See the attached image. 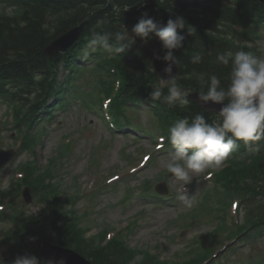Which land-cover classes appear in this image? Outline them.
<instances>
[{"label": "trees", "instance_id": "obj_1", "mask_svg": "<svg viewBox=\"0 0 264 264\" xmlns=\"http://www.w3.org/2000/svg\"><path fill=\"white\" fill-rule=\"evenodd\" d=\"M32 4L27 8H22L20 15L9 16L0 11V90L5 91L7 82L15 86H27L41 84L42 96L47 94H64L68 80L63 84L57 81L58 72L55 70L59 65L64 64L66 69L75 73L73 59L83 56L86 60L91 59L90 55H95L96 64L91 73L95 76V82L86 84L89 89L80 85L75 86L76 95L87 104H96L100 99V94L104 92L113 96L111 110L116 117L117 123L127 116L126 110L137 106L138 103L155 104L159 111V126L168 132L169 127L179 118L187 117L191 123L196 114H203L206 122L211 120L213 114L202 110L197 104L189 102L182 105L179 100L169 105L167 97L169 87H161V95L155 101L150 94L157 90L156 75L151 70V52L143 48L144 44H138V39L131 30L139 20L145 9L150 5L147 18L161 16V23L158 26L166 25L168 19H175L177 16L184 18L186 27L193 20L188 16L185 0H30ZM227 0H215L212 12L215 18L232 19L242 21L244 16L249 14L264 13L259 6V0H235L236 7L225 6L223 2ZM248 9V11L246 10ZM86 21L85 33L78 43L80 47L71 49L65 56L57 59H50L44 54V47L57 35L66 32L69 28ZM155 22V21H154ZM127 33L126 38L117 40L118 35ZM182 34L186 35L185 28ZM129 40L132 41L129 44ZM214 40L208 36L194 33L183 41V49L176 56L181 63L182 71L192 76V79L182 77L175 82L176 86L185 91L191 88L200 90L201 76L206 80L209 75L215 74L221 81V87L225 90L230 83V64L223 66L216 62L219 53L218 45L212 44ZM89 44L97 46V52L91 49L89 54L82 52V48ZM113 45L115 48L128 45L122 53H117L109 57L106 52V45ZM146 46V45H145ZM145 53H141L140 51ZM83 53V55H82ZM199 53L202 61L198 64L191 63V57ZM115 69L120 81L119 91L115 94V87L110 79L103 77L104 74L111 76L110 69ZM82 71L77 73V79L81 78ZM41 76L40 82L36 76ZM206 92V85L203 87ZM13 95V93H12ZM14 96V95H13ZM36 106V102L33 107ZM27 175L22 183L30 185L35 193L44 194L48 197L58 196L61 191L60 185L55 182L54 170H43L35 165H28ZM258 176L264 177V167L255 172ZM223 178L228 183L233 179L225 175ZM42 225L46 236L63 246L75 245L77 249L86 252V249L78 243V239L67 226L57 221H47L45 217H39L33 221V225ZM28 226H23L21 232L28 233ZM87 256L91 257L95 264H129L133 257H128V251L120 239L113 240L105 248L88 250ZM187 264V263H185Z\"/></svg>", "mask_w": 264, "mask_h": 264}, {"label": "rangeland", "instance_id": "obj_2", "mask_svg": "<svg viewBox=\"0 0 264 264\" xmlns=\"http://www.w3.org/2000/svg\"><path fill=\"white\" fill-rule=\"evenodd\" d=\"M258 47L264 49V42L259 43ZM85 82L86 80L82 78L79 84L84 86ZM148 111L142 108L139 114H136V121L157 137L153 117ZM100 113V108L89 110L75 100L66 110L57 111L53 121L41 122L39 125V127L46 125L48 130L44 143L37 149V157L41 165L48 164L66 136L75 137L79 130L83 131L76 140L75 153L71 156L68 166L60 173V181L69 194L73 192L70 188L73 179L75 177L79 179L78 183L84 198L78 200L75 206L80 215L87 214L83 218V224L91 229L88 235H95L104 228H109L111 233L123 230L127 234L126 228L136 221L137 227L128 237V243L132 248L149 249L168 261L183 259V256L178 258L177 254L184 255L190 247L199 250V238L206 235L210 228L199 223L186 230L183 228V222L190 220L188 214L197 206L199 195L212 187V179H205L212 169L200 174L188 170L192 182L185 185L184 181L171 178L165 167L172 161L175 150L158 151L157 145L153 142L154 138L144 137L135 130L129 134L115 132L109 128L108 121L106 122ZM8 114V107L0 104V145L6 150L17 144L16 134L5 129V124L10 122ZM145 129L141 128L142 131L147 132ZM189 151L191 153V150ZM149 154L150 161L138 171L136 166ZM94 156L99 161L98 165L92 163ZM27 159V155L19 154L9 166L0 171V189L11 186L19 172V164ZM132 169L135 172H132ZM114 176H118L119 179L113 180L112 183L107 182ZM159 177H166L170 187L168 195L174 198L172 205L147 206L154 200L141 198V190L145 188L143 182L146 179L151 180L154 188ZM92 191L93 193L101 191L93 203L89 201ZM122 201L125 202L123 207ZM188 203L192 205L190 208L187 206ZM30 209L37 213L41 205L34 203ZM142 211L145 212L141 213ZM9 227L8 224L0 222V235L5 234ZM202 248L203 251H208L203 243ZM262 251L264 252V239L237 253L235 258L233 254H228L226 260L230 258L228 261L231 264H234L233 260L236 264L239 260L247 262L251 256ZM222 256L223 254L214 260L213 264L225 263ZM2 257L5 261L8 256L4 252Z\"/></svg>", "mask_w": 264, "mask_h": 264}, {"label": "clouds", "instance_id": "obj_3", "mask_svg": "<svg viewBox=\"0 0 264 264\" xmlns=\"http://www.w3.org/2000/svg\"><path fill=\"white\" fill-rule=\"evenodd\" d=\"M185 27L186 22L181 16L170 18L166 25L158 26L152 18H147V13H143L142 18L132 28V32L142 39L151 38L150 33H154L162 46L169 50L164 59L178 64L171 50L182 47L184 36L178 34V29L183 30ZM189 33L193 32L189 31ZM126 36L127 33L118 35L117 40ZM131 43L132 41L129 40V44ZM127 47L128 45L117 47L115 52L122 53ZM201 61L202 56L199 53L191 57L193 64ZM216 62L223 66L230 64V83L225 90L221 87L217 75L211 74L206 80L201 76L199 99L222 105L219 111V123L209 124L203 114H196L191 123L187 117H182L168 129L167 139L176 151L172 161L165 167L171 178L184 181L185 185L192 182L188 170L200 174L209 169L220 168L237 141H243L248 147L250 143L264 139V58L255 57L250 52L241 50L235 53H218ZM165 71L171 72V66ZM205 85L206 92L203 90ZM164 86H166L164 81L158 82L157 90L150 94L153 101L160 97L159 89ZM187 95L188 92H181L173 80L166 99L169 105L176 100L182 105H188ZM260 147L261 145H258L253 149V153L258 152ZM210 176L209 171L205 179ZM181 199L186 198L181 197ZM187 206L190 208L192 205L188 203ZM0 264H5L2 256H0ZM12 264H40V262L37 257L25 254L16 256Z\"/></svg>", "mask_w": 264, "mask_h": 264}, {"label": "water", "instance_id": "obj_4", "mask_svg": "<svg viewBox=\"0 0 264 264\" xmlns=\"http://www.w3.org/2000/svg\"><path fill=\"white\" fill-rule=\"evenodd\" d=\"M81 31H82V27L71 31L68 34L69 38L66 39L65 41L66 47L72 45V43L76 41V39H78ZM64 47H65L64 45H61L59 49H62ZM8 159L6 158L0 159V166H2ZM159 190L163 192L161 189ZM44 253H45V257L53 261L54 264H88L86 261L78 257L76 254L72 252L61 251L54 247H46Z\"/></svg>", "mask_w": 264, "mask_h": 264}]
</instances>
